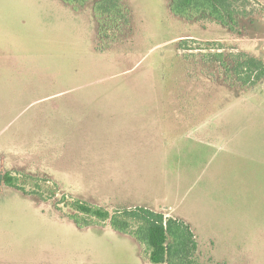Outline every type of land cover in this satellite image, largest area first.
I'll return each mask as SVG.
<instances>
[{"label":"rangeland","instance_id":"1","mask_svg":"<svg viewBox=\"0 0 264 264\" xmlns=\"http://www.w3.org/2000/svg\"><path fill=\"white\" fill-rule=\"evenodd\" d=\"M169 1L123 0L129 26L97 51L92 2L0 0V264H150L73 200L183 221L194 264H264V80L231 72L264 62V0H230L226 26Z\"/></svg>","mask_w":264,"mask_h":264},{"label":"trees","instance_id":"2","mask_svg":"<svg viewBox=\"0 0 264 264\" xmlns=\"http://www.w3.org/2000/svg\"><path fill=\"white\" fill-rule=\"evenodd\" d=\"M77 10L89 3L93 4V13L99 24L101 43L97 51L110 49L107 43L112 32L120 33L129 26L130 13L123 0H59ZM169 11L173 16L191 21L208 18L224 26L235 22L230 0H170ZM103 46V47H102ZM237 63L231 69L243 86L257 85L264 80V62L258 58L246 56L236 58ZM1 180L5 186L25 191L31 181L22 174L13 175L4 172ZM38 186V185H36ZM55 196L56 192L51 191ZM60 195V193H59ZM66 197L56 201L63 204ZM69 206L75 212L72 219L79 226L93 223H106L119 233L128 234L140 244L146 252L150 264H194L197 242L191 228L175 218H166L146 208L124 209L111 213L105 208L92 206L79 200H73ZM134 225L133 230H131Z\"/></svg>","mask_w":264,"mask_h":264},{"label":"built area","instance_id":"3","mask_svg":"<svg viewBox=\"0 0 264 264\" xmlns=\"http://www.w3.org/2000/svg\"><path fill=\"white\" fill-rule=\"evenodd\" d=\"M67 200H68V198H67Z\"/></svg>","mask_w":264,"mask_h":264}]
</instances>
